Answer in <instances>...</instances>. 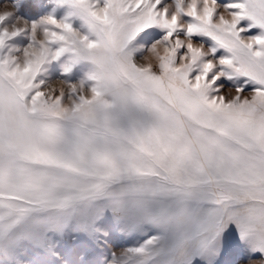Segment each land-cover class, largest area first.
<instances>
[{
  "label": "snow or ice",
  "instance_id": "snow-or-ice-1",
  "mask_svg": "<svg viewBox=\"0 0 264 264\" xmlns=\"http://www.w3.org/2000/svg\"><path fill=\"white\" fill-rule=\"evenodd\" d=\"M24 8L0 12V264H216L232 229L264 264V0Z\"/></svg>",
  "mask_w": 264,
  "mask_h": 264
},
{
  "label": "rangeland",
  "instance_id": "rangeland-1",
  "mask_svg": "<svg viewBox=\"0 0 264 264\" xmlns=\"http://www.w3.org/2000/svg\"><path fill=\"white\" fill-rule=\"evenodd\" d=\"M9 3L12 5V8L15 10L14 15H23L26 18H34V13L32 15H28L25 12L24 4L26 0H0V6L4 3ZM33 3L40 5L46 3V0H32ZM230 0H218V3L224 4L228 3ZM47 10V9H42ZM250 21H242L241 27H246ZM260 29L258 28H250L246 33H241L242 36H251L256 35ZM209 43L206 41V44ZM224 50L219 49L216 53L217 56L224 55ZM246 78H240L237 83H241ZM226 88L234 87L231 81H224ZM254 85H246L247 90H251ZM225 89H222L224 91ZM123 243V242H121ZM222 253L220 257H218L216 264H247V253L246 250L239 242V237L235 234V229H232L223 239H222ZM87 259V258H86ZM194 264H202L201 261L197 260Z\"/></svg>",
  "mask_w": 264,
  "mask_h": 264
},
{
  "label": "clouds",
  "instance_id": "clouds-1",
  "mask_svg": "<svg viewBox=\"0 0 264 264\" xmlns=\"http://www.w3.org/2000/svg\"><path fill=\"white\" fill-rule=\"evenodd\" d=\"M7 11H14V9L12 8L11 4L6 2L2 6H0V12H7ZM220 15H222L225 19H230V13L226 9L222 10L220 12ZM146 59L150 64L156 63L155 59L152 58L151 56L146 57Z\"/></svg>",
  "mask_w": 264,
  "mask_h": 264
}]
</instances>
